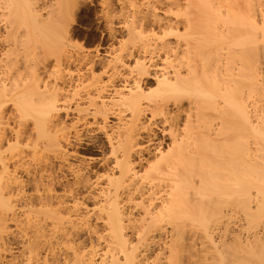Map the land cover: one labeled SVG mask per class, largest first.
Segmentation results:
<instances>
[{
	"label": "bare ground",
	"instance_id": "bare-ground-1",
	"mask_svg": "<svg viewBox=\"0 0 264 264\" xmlns=\"http://www.w3.org/2000/svg\"><path fill=\"white\" fill-rule=\"evenodd\" d=\"M85 1L0 0V264H264V3Z\"/></svg>",
	"mask_w": 264,
	"mask_h": 264
},
{
	"label": "rangeland",
	"instance_id": "rangeland-1",
	"mask_svg": "<svg viewBox=\"0 0 264 264\" xmlns=\"http://www.w3.org/2000/svg\"><path fill=\"white\" fill-rule=\"evenodd\" d=\"M261 1L264 3V0ZM98 10L99 5L97 6L96 3L91 4L89 0L85 1V3L81 4V7H79L75 17H73V28L74 33L76 34L75 36L77 43L84 44V46L87 47L92 46L90 44L92 41L95 42L99 40V29L102 28V23L96 19L98 18V13L96 14Z\"/></svg>",
	"mask_w": 264,
	"mask_h": 264
}]
</instances>
